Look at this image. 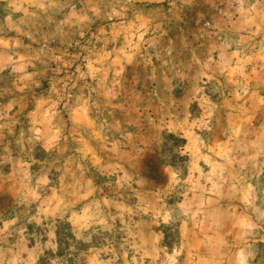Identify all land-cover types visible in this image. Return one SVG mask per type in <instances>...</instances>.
<instances>
[{
    "label": "rangeland",
    "instance_id": "obj_1",
    "mask_svg": "<svg viewBox=\"0 0 264 264\" xmlns=\"http://www.w3.org/2000/svg\"><path fill=\"white\" fill-rule=\"evenodd\" d=\"M0 264H264V0H0Z\"/></svg>",
    "mask_w": 264,
    "mask_h": 264
}]
</instances>
